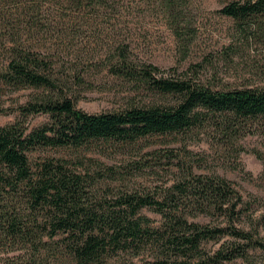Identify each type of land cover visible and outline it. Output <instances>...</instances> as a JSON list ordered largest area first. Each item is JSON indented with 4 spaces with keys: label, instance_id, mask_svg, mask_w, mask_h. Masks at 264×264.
Returning a JSON list of instances; mask_svg holds the SVG:
<instances>
[{
    "label": "trees",
    "instance_id": "trees-1",
    "mask_svg": "<svg viewBox=\"0 0 264 264\" xmlns=\"http://www.w3.org/2000/svg\"><path fill=\"white\" fill-rule=\"evenodd\" d=\"M217 1L218 13L246 43L264 44V0ZM198 5L0 0V98L29 91L16 109L20 119L0 126V264H112L120 253H149L144 264H224L236 258L253 264L249 252L264 253L263 201L251 195L246 201L224 178L197 175L190 166L159 195L114 194L107 182L126 179L116 170L95 163L89 168L98 169L91 172L79 156L73 162L47 154H79L99 142L134 146L155 136L206 135L223 146L247 136L264 139V87L214 89L191 71L163 72L131 51L133 36L157 21L186 50L195 37ZM93 62L153 102L98 114L77 109L73 88L90 86L85 66ZM38 115L47 121L29 128L27 118ZM256 156L264 177V156ZM201 215L225 217L227 225L193 220ZM223 234L238 244L206 252L204 244Z\"/></svg>",
    "mask_w": 264,
    "mask_h": 264
},
{
    "label": "rangeland",
    "instance_id": "rangeland-1",
    "mask_svg": "<svg viewBox=\"0 0 264 264\" xmlns=\"http://www.w3.org/2000/svg\"><path fill=\"white\" fill-rule=\"evenodd\" d=\"M220 7L217 0H199L197 10L193 12L195 37L184 51L179 48L170 30L159 21L133 36L131 51L141 61L150 62L163 72L190 74L191 71L202 83L214 89L225 86L264 87V44L246 43L235 24L218 13ZM105 50L106 47L98 50L102 57ZM97 62L85 66V69L90 68L88 78H85L89 79L90 86L85 90L73 88L72 100L77 109L98 114L153 102L143 92L134 91L133 86L108 75ZM28 96L29 91H19L6 93L0 98V110L3 111L0 113V126L20 119L16 109L26 102ZM46 121L44 116H29L26 125L33 128ZM257 152L264 156V139L259 135L247 136L229 146L217 144L206 135H201L190 140L181 136H155L134 146L99 142L79 151V154L59 150H50L47 154L65 156L73 162L79 156L88 168L96 163L116 170L126 179L123 182H107L114 194L159 195L192 166L195 174L224 178L246 201L251 199V195L262 200L264 205L263 163L257 158ZM76 166L78 171H83L85 167ZM137 167L142 170H134ZM97 169V166L89 168L91 172ZM143 214L152 220H159L151 210H144ZM193 220L211 227L227 225L225 217L201 215ZM262 234L264 236V232ZM237 241L233 236L223 234L217 242L211 240L205 243L204 248L212 253L222 243L229 248L238 244ZM249 254L253 264H264V253L254 251ZM150 259L149 253L138 258L120 253L112 264H144ZM224 264L246 263L242 258H236Z\"/></svg>",
    "mask_w": 264,
    "mask_h": 264
}]
</instances>
